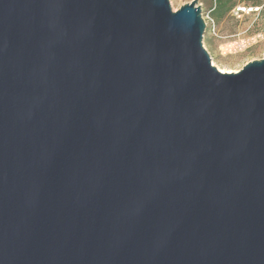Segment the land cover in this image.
<instances>
[{
	"label": "water",
	"instance_id": "95a60500",
	"mask_svg": "<svg viewBox=\"0 0 264 264\" xmlns=\"http://www.w3.org/2000/svg\"><path fill=\"white\" fill-rule=\"evenodd\" d=\"M197 3L0 0V264H264V58Z\"/></svg>",
	"mask_w": 264,
	"mask_h": 264
},
{
	"label": "rangeland",
	"instance_id": "374dc122",
	"mask_svg": "<svg viewBox=\"0 0 264 264\" xmlns=\"http://www.w3.org/2000/svg\"><path fill=\"white\" fill-rule=\"evenodd\" d=\"M193 1L170 0V3L177 11ZM197 6L206 23L204 44L215 66L236 72L250 61L264 58V0H243L219 21L212 15L210 0H198Z\"/></svg>",
	"mask_w": 264,
	"mask_h": 264
},
{
	"label": "trees",
	"instance_id": "16d2710c",
	"mask_svg": "<svg viewBox=\"0 0 264 264\" xmlns=\"http://www.w3.org/2000/svg\"><path fill=\"white\" fill-rule=\"evenodd\" d=\"M212 2V15L219 21L225 18L234 8L243 0H210ZM264 12V8L262 9ZM207 44H210L209 39H205Z\"/></svg>",
	"mask_w": 264,
	"mask_h": 264
},
{
	"label": "bare ground",
	"instance_id": "6f19581e",
	"mask_svg": "<svg viewBox=\"0 0 264 264\" xmlns=\"http://www.w3.org/2000/svg\"><path fill=\"white\" fill-rule=\"evenodd\" d=\"M223 45V44H222ZM220 70H222L221 68H219ZM223 71V70H222Z\"/></svg>",
	"mask_w": 264,
	"mask_h": 264
}]
</instances>
